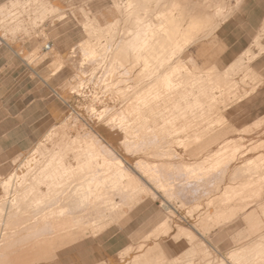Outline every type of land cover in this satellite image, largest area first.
<instances>
[{"label":"bare ground","instance_id":"obj_1","mask_svg":"<svg viewBox=\"0 0 264 264\" xmlns=\"http://www.w3.org/2000/svg\"><path fill=\"white\" fill-rule=\"evenodd\" d=\"M149 22L143 26L141 38L134 25L129 35L122 31L121 37L106 46L101 56L95 57L94 49L78 45L71 50L68 59L76 68L95 59H106V73L114 69L118 59L128 64L127 73L137 72L146 64V59H151L153 36L166 33L159 24L155 32L152 31ZM169 31L172 35L175 32ZM48 48L47 43L44 49ZM172 68L160 73L153 66L148 75L141 74L136 81L134 77L130 79L117 98L110 101L100 98L104 105L100 112L90 116L91 131L78 134L75 143H66L51 151L42 157L37 169L27 171L29 185L0 204V264H18V257L24 253L37 257L34 264H46L67 243L88 234L97 237L105 227L108 229L123 218L129 219L131 212L147 200L176 213L184 210L185 215L180 217L187 223L192 220L195 223V215L186 210L187 205L190 207L192 200L207 195L210 183L211 186L217 183L220 189L218 184L223 183L226 169L234 159H241L250 151L209 146L208 128L198 132L202 128L198 111L206 106L208 109L212 103L208 100L206 104H198L193 93H183L181 80L170 79L169 74L175 70ZM190 79L192 86L193 80L200 77ZM218 86L226 98L225 87ZM100 93L105 94V91ZM221 99H214L213 106L220 104ZM182 104L186 105L184 111ZM184 114L189 127L185 130L180 126ZM220 114L222 118L221 111ZM222 135L218 131L216 138ZM199 143L205 145L198 151ZM227 151L232 157L226 162L224 153ZM252 161H248L243 170H256ZM241 174L237 169L230 179ZM239 197L237 193L223 194L217 203L239 201ZM259 197L258 194L256 199ZM167 223V220L157 222L151 236L169 234L171 227L163 228ZM21 233L23 236L18 241L8 239ZM130 250L127 246L116 258H124ZM246 253L248 262L254 263L257 259L264 262V239ZM237 258H234L236 264L239 263Z\"/></svg>","mask_w":264,"mask_h":264},{"label":"crops","instance_id":"obj_2","mask_svg":"<svg viewBox=\"0 0 264 264\" xmlns=\"http://www.w3.org/2000/svg\"><path fill=\"white\" fill-rule=\"evenodd\" d=\"M87 1L85 8L91 9L94 3V21L97 26L106 25L118 17L120 31H127L129 35L134 30L133 9L132 12L128 9L124 17L115 7L114 0ZM174 1L178 7L177 15L189 24L193 32L191 44L207 36L206 41L210 38L214 41L212 44L205 43V46L208 57L217 59L212 64L220 73V78L213 79L206 75V79L213 81V85H223L225 95L230 100L229 107L222 105L226 100L223 98L214 109L222 112L223 120L228 118L239 129L238 132L226 129L222 120L223 135L207 142L230 145L229 148L239 151L248 148L250 153L240 159L244 163L241 161L229 166L225 175L231 178L237 169L242 172L241 177L250 175L251 171L243 170L248 161L253 160L258 165L260 161V167H264V0ZM171 2L172 0H160L159 7H168ZM66 5L63 3L58 7L65 12L60 18L56 15L57 6L47 7L40 0H0V161L14 159L32 149L54 128L63 113V99L60 97V93L66 89L65 78L62 76L63 67L52 72L51 66L56 59L48 57L36 65H31L24 59L38 55L36 49L43 37L36 32L41 24L49 39V48L44 49L46 44L43 46L44 53L53 46L58 56L64 58V52L74 43L80 42L67 32L86 30L80 27L72 17V8ZM145 14L148 19L144 20V26L150 17V13ZM43 18L47 19L42 21ZM87 20L88 18L86 23ZM204 32L206 35H203ZM78 45L80 43L76 46ZM51 53L54 54L53 49ZM69 56L70 54L68 58ZM259 143L262 145H257ZM1 164L4 163H0V166ZM228 169L232 172H227ZM261 175L264 176L263 169ZM226 187L224 191L228 190ZM261 198L249 206L241 202L230 204V207L239 212L244 211L245 215L239 213L221 232L222 235L231 237L218 245L219 249L225 251V257L221 259L223 264H234L232 260L236 262L234 258L237 257V264H240L242 257L248 262V255L244 253L264 239V214L258 216V220L255 218L264 211V199ZM233 216L234 214L231 217ZM215 230L214 228L208 232L207 239H202L206 255L216 249L213 241L220 233ZM127 238L123 234H110L108 231L95 238H82L60 249L53 264H124L115 262L112 258L131 245L129 236ZM242 238L246 239L242 241ZM159 246L158 264L184 262L186 254H190L192 261L197 248L190 249L183 237L173 239L171 236L161 239ZM246 264L252 263L249 261ZM254 264L263 263L256 261Z\"/></svg>","mask_w":264,"mask_h":264},{"label":"rangeland","instance_id":"obj_3","mask_svg":"<svg viewBox=\"0 0 264 264\" xmlns=\"http://www.w3.org/2000/svg\"><path fill=\"white\" fill-rule=\"evenodd\" d=\"M40 1L47 7H51V5L54 7L57 6L56 15H59L60 18L65 15L64 10L58 8L60 7V4L65 3L67 4V7L72 8V17L77 20L82 29L85 28L86 32H67V34L74 35L75 40H77V42L80 41V45L94 49L95 57L96 55L101 56V53L104 51L106 46L115 42L117 37H121L122 31H120L121 25L118 17L107 22L106 25L103 26H97L95 24L94 19L96 17L94 14V3L91 6V9H89L84 7L85 3H88L87 0ZM159 1L160 0H114L116 5L115 7L123 13L124 17L126 16L128 9H130L131 12L132 9L134 10V25L136 26L135 32L139 34L140 38L142 37V32L144 31V20L148 19V15L145 13H150V22L148 26H150L152 31L155 30L158 24L162 25L163 29L166 31L164 36H153L154 41H152L151 59H146V64L140 66L138 69L139 71L137 72L127 73V70H129L128 64H122L118 59L115 61L114 69L107 73L105 72L108 65L106 59H95V61L91 63H85L81 68H76V66L72 65L70 59L67 58L71 53L70 50L79 43H74L70 49L65 51L64 58L58 56V53L53 46H51V49L46 50L48 51L47 53H44L42 51L43 46L45 44L47 45L49 39L45 31L42 29L41 22L47 19L43 18L40 22L41 25H39L36 32L38 36L43 37L36 49L38 55L24 60L31 65H36L49 57V59H56V62L51 66L52 72L63 67L62 76L65 78L66 83V89L60 93V97L63 99V113L54 125V128L50 129V131L32 149L24 154L22 153L17 155L14 159L0 161V163H4L0 166V204L21 193L23 189L29 185V181L27 180L29 174L27 175V171L37 169L38 163L42 157H46L51 151L56 150L58 147H61L66 143H75V138H77L78 134L91 131L92 119L90 116L93 113L100 112L104 105V103L100 101V98L103 97L109 101L112 100V98H117L119 96V92L125 89V85L128 84L130 79L134 77L133 80L136 81L139 76L141 77V74L148 75L146 73H148L153 66L157 67L160 73L164 71L167 72V70H172V67H175V70L171 71V74H169L170 79L176 80L175 77H177V79L181 80L179 82L182 83L183 93H193L195 98H197L195 102L198 104H206L208 100V102L212 103V105L208 106V109L206 106L198 111L200 115L199 119L202 122V128H199L198 132H204L205 128H208V136H210L208 138H210V141H213L215 140L214 137H216L217 132H222L221 125H223V122L226 129L228 128V130L232 129L235 132H238L239 129L235 128L226 116L225 121L221 118L220 112L214 109L217 108L213 106L214 99L223 98L224 94L221 92L222 89L218 85H213V81L204 79L206 78V75H209L213 79L220 78V73L215 70L212 64V62L215 64L217 59H210L208 57L207 47L205 46V43L212 44L214 41L211 38L206 41L208 39L207 36L206 38H201L191 44V34L193 32L189 24H186L185 21H182L177 15L178 7L177 4L175 7L176 2L172 0L168 7L160 8ZM87 18L88 20L86 23ZM163 20L167 21V24H165ZM84 22L86 24L83 25ZM168 28L170 30H175L177 33L173 31L172 35ZM117 29L119 31H117ZM203 35H206V33L204 32ZM52 49L54 50V54L51 53ZM124 60L127 61L126 59H121V61ZM192 76H199L200 79H194L193 85L191 86L192 80L190 77ZM207 85H209L208 88ZM103 90L105 91V94L100 93ZM225 97L226 100L222 105L227 108L230 105V100L226 95ZM185 106V104H182L181 106L183 111ZM184 119H186L185 114L180 120V126L183 130H185V127L189 128L187 127L188 125ZM190 124L193 129L196 130L194 128V124H192V122H190ZM83 141H80V143L83 144ZM99 142L102 143V140H99ZM198 145L199 151L202 145L204 146L205 144L199 143ZM257 145L262 144L259 143ZM209 146L212 147V149H216L229 148L230 145L211 142ZM254 149L255 148H253V150ZM246 150H248V148ZM204 153L205 152L203 151L200 152L202 155H204ZM224 154V161L227 162L232 155H230L228 151ZM241 161L243 160L234 159L231 165H236ZM252 163L254 165L253 168L257 169L250 170V175H243L242 177L239 176L233 180L230 179L229 175H224L223 183L218 184L220 185V189L217 187V183H212V186L210 183L207 187L208 189L211 187V191L207 190V195L192 200V202H190L192 203L190 207L187 205L186 210H191L192 215H195V218H193L194 221L196 220L194 224L192 223L193 220L192 222H189L191 224L190 225L180 217L181 214H184V210L176 213L174 210L169 211L160 207L157 202L147 200L144 204L138 206L131 212L129 219L126 217L123 218L119 224L118 222L117 224H112L108 227V229L105 227L102 230L103 232L108 231L110 234H123L125 238H127V236L130 238L131 245L129 246L131 250L129 253L122 259L116 258L118 257L117 254L112 258V260L115 262L119 261L120 263L127 260L129 261L128 264H158L160 260V256L158 255L160 240L171 236L173 239L183 237L187 241L188 245H190V249L197 247L194 251L192 261L190 259V254H186L184 262L176 261L174 264H208V262L210 264H220L221 259L225 257V251L219 249L218 245H222L226 242V240L228 241L231 239L229 235H222L221 232H223L222 230L224 226L231 224L239 213L245 215L244 211L239 212L237 209L230 207V204H235L236 202L240 204L241 202L243 205L246 204V206H249L256 201L258 194L260 198L262 197L264 199V176L261 175L262 169L264 171V167H260V165L262 166L260 161V165L253 161ZM214 170L215 168L211 171ZM227 172H232V170L228 169ZM214 184L216 186L215 188ZM231 184L233 185L232 187H226ZM225 187L228 188L227 191H224ZM7 192H11V194H8ZM235 193L240 196L239 201L229 200V203L224 205L217 203L223 194L231 196V194ZM233 214L234 216L231 217ZM263 214L264 211L262 210L259 215L255 217L256 220L260 219ZM166 217H168V219H166ZM163 220L168 221L166 224L167 226L163 228L168 229L171 227V232L167 236H164V234H159L156 237L151 236V231L153 232L155 224L157 222H162ZM40 224L41 223H38V225ZM214 228L216 229V233H220L218 236L214 237L213 244L216 249L214 252L211 250L209 252L210 254L206 255L207 251L206 247L202 244V239H207L208 232ZM102 231L100 233H103ZM176 233L179 234L178 237L176 236ZM22 236L23 233L16 236H9L8 239L18 241L19 238H22ZM87 237H91L90 234L83 236L78 240ZM246 238H242L241 240L243 241ZM78 240L69 242L66 246L75 243ZM244 254L248 255L247 253ZM37 256L38 258L41 257L40 255ZM227 257H229V255ZM18 258V264H34V258L37 257L24 253ZM244 258L245 257L241 258L240 264L248 263ZM55 259L56 257L52 258L47 261L46 264H53ZM257 262L264 264V262L261 260L259 261V259H257ZM232 263L235 264L233 260ZM102 264L110 263L106 262Z\"/></svg>","mask_w":264,"mask_h":264}]
</instances>
